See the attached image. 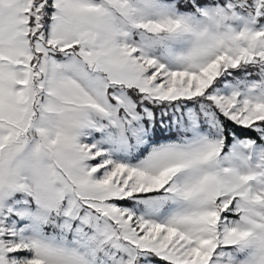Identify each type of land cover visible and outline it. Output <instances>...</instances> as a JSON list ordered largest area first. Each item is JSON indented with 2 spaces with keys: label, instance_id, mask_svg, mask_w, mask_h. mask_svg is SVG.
<instances>
[{
  "label": "snow or ice",
  "instance_id": "snow-or-ice-1",
  "mask_svg": "<svg viewBox=\"0 0 264 264\" xmlns=\"http://www.w3.org/2000/svg\"><path fill=\"white\" fill-rule=\"evenodd\" d=\"M0 264H264V0H0Z\"/></svg>",
  "mask_w": 264,
  "mask_h": 264
}]
</instances>
